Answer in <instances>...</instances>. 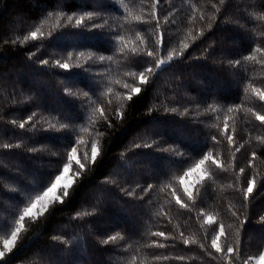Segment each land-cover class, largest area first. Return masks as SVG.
<instances>
[{"label":"trees","instance_id":"16d2710c","mask_svg":"<svg viewBox=\"0 0 264 264\" xmlns=\"http://www.w3.org/2000/svg\"><path fill=\"white\" fill-rule=\"evenodd\" d=\"M259 93L264 0H0V245L78 151L68 195L0 264H252Z\"/></svg>","mask_w":264,"mask_h":264},{"label":"rangeland","instance_id":"374dc122","mask_svg":"<svg viewBox=\"0 0 264 264\" xmlns=\"http://www.w3.org/2000/svg\"><path fill=\"white\" fill-rule=\"evenodd\" d=\"M166 62H167V60L161 61L159 63V67H161L162 65L166 64ZM93 150H95V152H96V147ZM77 160H78V151L75 150V154L73 155V152L71 154L70 162L63 167L62 172L58 175L60 177H63V179L61 180V182H60L59 186L57 187V189H56L55 193L53 194V196L59 197V199H62V197L64 196V193L67 192L68 189L73 185V182L75 180V175H74L75 172L73 171V166H74L73 162H77ZM198 165H200V163H198L197 165H195L194 167L191 168L192 170H194L192 175H187L188 171L190 170L189 169L187 171V173L185 174V176L182 178V181H185L190 186L189 187V191L191 192V194L194 191V189L197 186V184L199 182H201V180H202V179H200V173L203 172V174H204L203 178L205 177V174H206V171L204 169V164L202 166H200L198 171H196ZM65 169H67V171H65ZM54 183H56V178L49 185V187H51V185L54 184ZM65 184H67V187H65ZM182 184H183V189H184L185 188V183H182ZM49 187H47V188H49ZM47 188L44 191H46ZM44 191H42L38 195H42V193ZM35 198H33V200L28 204L27 207H29L32 204V202L35 200ZM59 199H51L50 198L49 200L44 201L43 203L46 204V207L44 208L43 211H40V207L41 206L38 205L37 208L33 209L32 212H30L28 215H24V212H23L22 216H24V219L23 220L20 219L18 221V223H17L16 228L13 230V232H17V229H19V231L17 232V235H16L15 242H12V233H13L12 232L10 234V236L6 240H4L2 242V244L0 245V252L4 253V255L2 257H4L5 255H7L8 253H10L13 250V248L15 246V243H16V241H17V239H18V237L20 235V232H21V230L23 228L24 220L26 218L37 217L38 215H40L43 212H45L55 200H59ZM5 241L9 242V247H5ZM262 255H264V252L260 256H262ZM260 256L254 258L253 261H252V264H258ZM2 257H0V258H2Z\"/></svg>","mask_w":264,"mask_h":264},{"label":"snow or ice","instance_id":"6c2138e0","mask_svg":"<svg viewBox=\"0 0 264 264\" xmlns=\"http://www.w3.org/2000/svg\"><path fill=\"white\" fill-rule=\"evenodd\" d=\"M80 22L81 21H78L77 23H80ZM32 35H33V37H35L36 36V33L34 32V33H32ZM148 54L150 56L152 55L151 52H149ZM61 67L68 68V65L67 64H63V65H61ZM148 71L151 72L152 69L149 68ZM140 82L141 83H145L146 82L145 81V77H144L143 74L140 75ZM133 90L135 92H139L140 91L139 88H135ZM259 96H260V99L261 100H264V93H259ZM129 99H131V97H129ZM256 119L259 120L261 123H264V115H257ZM21 127H23V124H21ZM74 154H75V149H73V155ZM93 155H95V150H93ZM253 156H255V154H253ZM205 160H212V156L211 155H208V156H206L204 158V160H201L200 161V165L197 166L196 171H198L199 168H200V166H202L204 164ZM65 171H67V169H65ZM193 171L194 170L190 169L188 171L187 175H192ZM203 175H204L203 172H201L200 173V179H203ZM62 179H63V177L57 176L56 177V183L52 184L51 187L47 188V190L44 191L42 193V195H37L36 198H35V200L32 202V204L29 207H26L24 209V215H28L30 212H32L33 209H36L38 205L41 206L40 207V211H43L44 208L46 207V204H44L43 202L49 200L50 198L51 199H59V197H55V196H53V194L55 193V191H56L57 187L59 186V184H60V182H61ZM182 183H185L184 191L186 193H188L189 197H191V192L189 191V187L190 186L185 181H182ZM254 185H255V180L252 179L250 186L247 187V192L249 194L252 193L253 186ZM65 187H67V184H65ZM64 195L67 196L68 193L65 192ZM20 219L23 220L24 219V216H21ZM261 219H264V217H262ZM18 231H19V229H17V232ZM17 232H13L12 233V242H15ZM224 234H225L224 227L223 226H220V228H219V236H217V238L212 241V247L215 248V251L217 253H220V252L224 251V252H226L229 255V257H231L233 255V253H234V249L232 247H228L226 249H222L221 246H220V244L218 243V241L220 239V236H224ZM156 235L157 236H160V235H163V234L158 232V233H156ZM5 247H9V242L8 241H5ZM3 255H4V253L3 252H0V257H2ZM258 264H264V255H262V256L259 257Z\"/></svg>","mask_w":264,"mask_h":264}]
</instances>
